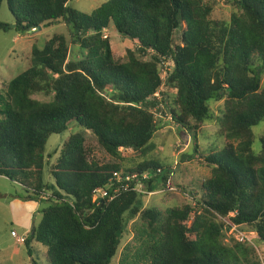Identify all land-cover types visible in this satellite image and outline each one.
I'll use <instances>...</instances> for the list:
<instances>
[{
  "label": "trees",
  "instance_id": "1",
  "mask_svg": "<svg viewBox=\"0 0 264 264\" xmlns=\"http://www.w3.org/2000/svg\"><path fill=\"white\" fill-rule=\"evenodd\" d=\"M72 1L7 0L17 31L63 21L71 35L55 33L42 47L35 44L28 68L0 92V176L21 185L22 198L48 203L26 235L28 253L37 241L47 247L49 264H112L136 219L138 245L126 247L120 264H263L255 245L227 242L221 217L251 227L264 241V136L261 150L253 148L254 127L264 121V0H229L237 9L229 20L212 16V0H108L91 13ZM112 27L137 45L125 61L115 56L106 32ZM73 45L79 55L70 58ZM164 59L171 66L166 82L177 89L163 92L170 101L156 95ZM221 100L225 143L206 156L211 174L192 203L164 213L144 207L146 195L135 191L94 202V190L118 171L149 170L150 190L170 179L187 186L156 158L128 167L100 163L87 131L114 157L123 160L122 148L147 156L161 104L197 141L201 125L215 119L212 103ZM73 125L80 130L51 164L50 136ZM47 167L54 182L45 179Z\"/></svg>",
  "mask_w": 264,
  "mask_h": 264
},
{
  "label": "rangeland",
  "instance_id": "2",
  "mask_svg": "<svg viewBox=\"0 0 264 264\" xmlns=\"http://www.w3.org/2000/svg\"><path fill=\"white\" fill-rule=\"evenodd\" d=\"M106 1L108 0H74L73 5L80 11L91 13ZM207 1L210 2L211 0ZM212 1H214L213 3L215 5L212 13L214 18L229 20L231 15L237 11L236 7L229 0ZM1 24L9 25L11 29L5 30L0 28V92H3V88L7 83L28 68L35 44L42 47L47 39H50L55 33L63 32L68 40L71 38L70 30L63 21L47 27L42 26L41 29L36 28L34 30L33 28L27 33L17 31L14 28L16 24L15 18L9 9L7 0L3 2L0 10ZM183 28L184 26L178 30L176 35L178 39ZM106 32L107 35L110 34L111 36L116 58L119 61L127 60V50L136 49V43L121 36L115 27L106 30ZM78 55L79 49L73 45L71 47L70 58H75ZM164 66L161 64V74H165L164 72L167 71V68ZM163 92H168L172 95L177 93V89L169 86L167 82L159 89V98L170 101L168 96H163ZM35 98L40 100L51 99L44 94H37ZM212 106L216 115L215 119L201 125L198 131V140L196 141L188 130L173 121L169 106L165 103L161 104V108L156 111L159 130L152 140L154 148L147 156L133 149L122 148L123 160L114 157L106 152L90 131H87L89 145L92 149V158L102 164L117 162L124 167L131 166L147 158H156L166 164L170 172H172L171 176L175 174L176 180L183 185L185 184L187 189L184 191L181 187L173 186L170 179V185L174 189L166 187L167 185H161L159 189H164L163 192L147 195L143 198L145 201L144 207L155 206L165 213L171 206H182L185 203H192L193 197L196 195V190L200 189L203 179L211 174V168L205 160L206 156L212 149L221 150L225 143V138L220 134L222 125L219 119L224 109V101L213 102ZM79 130V126L73 125L69 130L61 134H53L50 136L46 153L51 154V157L49 156L51 164L57 160L71 133ZM254 132L256 138L253 148L256 151H260L262 147L261 137L264 136V121L254 127ZM197 146L200 149L199 152L195 151V147ZM45 179L48 182H54V178L50 175L48 167L46 169ZM25 194L26 191L21 185L12 182L4 176H0V264H33V259L36 264H49L46 246L37 241H32L30 245L32 254L30 255L28 253L29 248L25 242L13 236L14 233L22 235L24 232V228L21 225L24 220L22 216L25 215L28 204L32 201L22 198ZM22 203H25L24 207ZM39 203L40 209L48 205L47 202ZM41 218L42 212L40 211L38 216H36L35 222L39 223ZM135 220L129 222L128 230L123 237L121 246L112 264L121 263L128 245L131 247L138 245L134 238ZM241 229L248 232L254 231L251 227L249 228L247 226ZM233 239L235 238L227 234V242ZM254 242L258 256L264 264V241L258 238L257 232Z\"/></svg>",
  "mask_w": 264,
  "mask_h": 264
},
{
  "label": "built area",
  "instance_id": "3",
  "mask_svg": "<svg viewBox=\"0 0 264 264\" xmlns=\"http://www.w3.org/2000/svg\"><path fill=\"white\" fill-rule=\"evenodd\" d=\"M36 30V28H34ZM164 67L167 68V71L164 72L165 74H161L162 79L164 80L163 85L169 76V72L171 71V66L168 61L165 59L162 61ZM162 85V86H163ZM161 86V87H162ZM160 87V88H161ZM159 97V94H156ZM162 170L159 168L155 173L156 176ZM153 175L149 170L144 171L143 173L139 172H125V171H118L115 172L114 175L110 178V182L106 187H99L94 190L93 200L98 205L104 202L106 199L113 200L119 195L124 192L128 191H135L144 195H153L160 192H163L164 189H149V182L152 179ZM170 189H174L171 187L170 182L167 183V186ZM221 220L225 222V228L228 235L234 237L236 240L240 242H247L255 245L254 238H256L255 231H244L243 225L232 224L228 219L221 217ZM13 236L16 238H20L22 242H26L25 235H19L18 233H14Z\"/></svg>",
  "mask_w": 264,
  "mask_h": 264
},
{
  "label": "crops",
  "instance_id": "4",
  "mask_svg": "<svg viewBox=\"0 0 264 264\" xmlns=\"http://www.w3.org/2000/svg\"><path fill=\"white\" fill-rule=\"evenodd\" d=\"M24 204L25 203H22L23 207H24ZM26 210L27 212L25 213L24 216H22V219L24 220L21 225L24 228V232L22 235L28 236L35 224L36 216H38V213L40 212V203L36 201H30Z\"/></svg>",
  "mask_w": 264,
  "mask_h": 264
},
{
  "label": "water",
  "instance_id": "5",
  "mask_svg": "<svg viewBox=\"0 0 264 264\" xmlns=\"http://www.w3.org/2000/svg\"><path fill=\"white\" fill-rule=\"evenodd\" d=\"M74 0L71 2V5H73ZM14 27H16V24L14 25ZM42 27L40 26L39 29H41Z\"/></svg>",
  "mask_w": 264,
  "mask_h": 264
}]
</instances>
